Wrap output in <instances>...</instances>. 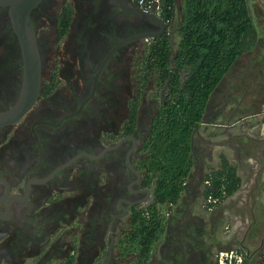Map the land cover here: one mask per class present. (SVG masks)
Masks as SVG:
<instances>
[{
  "label": "flooded vegetation",
  "instance_id": "flooded-vegetation-1",
  "mask_svg": "<svg viewBox=\"0 0 264 264\" xmlns=\"http://www.w3.org/2000/svg\"><path fill=\"white\" fill-rule=\"evenodd\" d=\"M61 12L69 14L64 33ZM28 21L39 89L21 116L0 122V264H218L227 250L244 251L245 262L264 258L254 170L237 197L217 200L204 197L194 165L177 201L157 209L140 257L132 253L133 216L142 215L146 231L153 222L142 143L163 94L140 88L137 73L146 48L172 25L134 0H41ZM22 83L19 39L0 7V116Z\"/></svg>",
  "mask_w": 264,
  "mask_h": 264
},
{
  "label": "trees",
  "instance_id": "trees-1",
  "mask_svg": "<svg viewBox=\"0 0 264 264\" xmlns=\"http://www.w3.org/2000/svg\"><path fill=\"white\" fill-rule=\"evenodd\" d=\"M149 2L152 0H144ZM176 0H157V15L166 26L175 17ZM172 42L168 34L153 40L141 57L140 88L163 90L142 143L141 168L153 187V211L146 231L141 214L133 216L130 240L138 258L143 236L156 229L157 209L174 204L191 168L190 137L201 124L209 97L237 59L252 48L255 33L246 0H181ZM60 33L69 14L58 16ZM204 197L222 200L238 188L233 168L221 161L204 177Z\"/></svg>",
  "mask_w": 264,
  "mask_h": 264
},
{
  "label": "crops",
  "instance_id": "crops-1",
  "mask_svg": "<svg viewBox=\"0 0 264 264\" xmlns=\"http://www.w3.org/2000/svg\"><path fill=\"white\" fill-rule=\"evenodd\" d=\"M254 29L253 26V30ZM171 43L174 46V41ZM230 73L231 71L225 75L220 84L212 92L204 110L201 124L195 129L196 131L193 134L191 143L193 159L192 168L193 165L199 167L197 174L201 177H205L210 171H216L221 161H225L233 168L234 174L239 180L237 190L229 197L233 195L237 197V195L240 194V186H243L245 183L242 181L245 173L248 171L251 174L253 170L256 169L255 174H259L257 173V164L259 163L260 166V163L264 161V146L261 145L262 142L264 143V130L258 131V133L256 131L254 132L253 128L246 130L242 123L244 121L243 119H232L237 112V107L233 106L232 110L226 108L228 107L227 102L230 99L228 93L221 94V97H219L220 102L214 106H210V100L216 95L222 82H224L223 80ZM233 88L234 86L229 84L227 90H232ZM225 117L226 119H224ZM262 148L263 152L261 151ZM260 168L261 173H263L264 165H261ZM253 181L256 185L253 197L255 209L257 211L255 218L257 220L256 222H258V224L255 223V225L258 226V229L262 233L264 232L262 231L264 229V210L259 206V194L261 198H264V184L260 190L259 186L261 181H257L255 177Z\"/></svg>",
  "mask_w": 264,
  "mask_h": 264
},
{
  "label": "rangeland",
  "instance_id": "rangeland-1",
  "mask_svg": "<svg viewBox=\"0 0 264 264\" xmlns=\"http://www.w3.org/2000/svg\"><path fill=\"white\" fill-rule=\"evenodd\" d=\"M180 1L181 0L175 1V17L170 33L171 40L174 42L176 41L174 34L178 24V8ZM246 2L251 22L255 28V40H258V44L260 42H263V44L261 47H258V49L260 48L259 51L255 49V51L251 53H243V55L237 59L229 70L231 73L223 80L224 82H222L220 89L210 100V106H214L220 102L219 97H221V94L228 93L230 99L227 102L228 107L226 108L232 110L233 106L237 107V112L232 119H243L244 121L242 123L246 130L253 128V131L258 133V131L264 130V0H246ZM229 84L234 86L232 90H227ZM224 119H226V117ZM261 145L264 146V143L262 142ZM261 165L262 164H260V166ZM260 166L258 165L259 168H257V173L259 174H255L256 169H254V174L255 179L261 181L259 186L261 190L264 184V172L261 173ZM259 206L264 210V198H261L260 194ZM237 223L241 226L244 223V218L237 219V222L234 221L233 228L238 225ZM255 228H258V226ZM234 231L236 232V228H234ZM243 254L244 251L239 254L234 250H227L222 251L218 257L221 258L220 264H227L229 256H231V259L234 261L231 264H240V261L242 264H264V258H260L259 261L254 258L252 261L245 262L243 260Z\"/></svg>",
  "mask_w": 264,
  "mask_h": 264
},
{
  "label": "water",
  "instance_id": "water-1",
  "mask_svg": "<svg viewBox=\"0 0 264 264\" xmlns=\"http://www.w3.org/2000/svg\"><path fill=\"white\" fill-rule=\"evenodd\" d=\"M40 1L41 0H0V7L7 8L11 27L19 39L23 70V83L18 100L8 113L0 116V122L2 123L16 120L37 97L39 89V62L35 48L34 34L28 21V15L31 10L37 7ZM151 17L163 28V24L159 20L154 16ZM170 48L172 51V43H170ZM195 131L196 130L191 134L190 146Z\"/></svg>",
  "mask_w": 264,
  "mask_h": 264
},
{
  "label": "built area",
  "instance_id": "built-area-1",
  "mask_svg": "<svg viewBox=\"0 0 264 264\" xmlns=\"http://www.w3.org/2000/svg\"><path fill=\"white\" fill-rule=\"evenodd\" d=\"M136 2V4L141 8L143 9V11H148V12H152L154 13L155 15H157V8H156V5H157V0H152V1H149V2H145L144 0H134ZM226 262V261H225ZM221 263V260L219 261V264ZM227 264H230L229 263V259L227 261Z\"/></svg>",
  "mask_w": 264,
  "mask_h": 264
}]
</instances>
